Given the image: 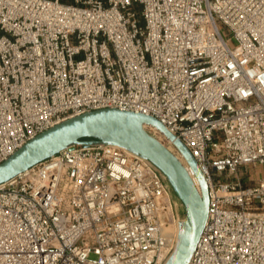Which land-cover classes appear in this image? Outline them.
Segmentation results:
<instances>
[{"label":"built area","instance_id":"built-area-1","mask_svg":"<svg viewBox=\"0 0 264 264\" xmlns=\"http://www.w3.org/2000/svg\"><path fill=\"white\" fill-rule=\"evenodd\" d=\"M102 108L156 118L197 160L189 264H264V0H0V164ZM184 219L150 160L74 145L0 185V264H165Z\"/></svg>","mask_w":264,"mask_h":264},{"label":"water","instance_id":"water-1","mask_svg":"<svg viewBox=\"0 0 264 264\" xmlns=\"http://www.w3.org/2000/svg\"><path fill=\"white\" fill-rule=\"evenodd\" d=\"M152 125L178 148L190 170L144 128ZM97 142L117 145L154 163L182 202L185 219L179 224L176 246L165 264H189L210 211L209 186L188 147L156 118L118 108L92 110L69 118L38 134L0 164V185L74 145Z\"/></svg>","mask_w":264,"mask_h":264},{"label":"bare ground","instance_id":"bare-ground-1","mask_svg":"<svg viewBox=\"0 0 264 264\" xmlns=\"http://www.w3.org/2000/svg\"><path fill=\"white\" fill-rule=\"evenodd\" d=\"M181 160L186 164V160H185L184 158L181 157ZM188 168H189V166H188ZM189 170H190V168H189ZM190 173H191L192 177L194 178L196 184L198 185L197 180H196L194 174L191 172V170H190ZM198 186H199V185H198ZM178 232H179V229L176 228V229H175V234H176V236L178 235Z\"/></svg>","mask_w":264,"mask_h":264},{"label":"rangeland","instance_id":"rangeland-1","mask_svg":"<svg viewBox=\"0 0 264 264\" xmlns=\"http://www.w3.org/2000/svg\"><path fill=\"white\" fill-rule=\"evenodd\" d=\"M64 1H71V0H64ZM180 212H182V209H181V211Z\"/></svg>","mask_w":264,"mask_h":264},{"label":"crops","instance_id":"crops-1","mask_svg":"<svg viewBox=\"0 0 264 264\" xmlns=\"http://www.w3.org/2000/svg\"><path fill=\"white\" fill-rule=\"evenodd\" d=\"M183 210V209H182Z\"/></svg>","mask_w":264,"mask_h":264}]
</instances>
